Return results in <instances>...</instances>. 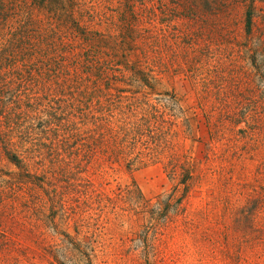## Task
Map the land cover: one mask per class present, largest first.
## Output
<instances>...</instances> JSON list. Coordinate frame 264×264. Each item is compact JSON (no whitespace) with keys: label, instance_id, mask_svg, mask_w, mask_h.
Instances as JSON below:
<instances>
[{"label":"rangeland","instance_id":"rangeland-1","mask_svg":"<svg viewBox=\"0 0 264 264\" xmlns=\"http://www.w3.org/2000/svg\"><path fill=\"white\" fill-rule=\"evenodd\" d=\"M200 1L3 0L9 10L4 43L19 55L28 50L51 59L43 83L53 92L45 102L56 119L69 122L68 130L93 128L98 110L122 121L176 102L183 118L163 125L172 127L176 149L194 158L197 140H206L220 157L212 153L210 176L191 192L186 216L162 231L127 195L139 191L153 199L173 189L166 159L149 154L151 143L138 144L133 158L143 155L133 164L104 156L84 162L80 176L96 194L86 201L71 193L66 213L58 199L51 207L45 192L20 183L0 206V264H264V215L247 212L264 194V118L248 137L226 132L219 142L198 109L203 82L211 80V52L243 36L245 10L222 33L206 21ZM0 167L9 176L20 173L6 161Z\"/></svg>","mask_w":264,"mask_h":264},{"label":"trees","instance_id":"trees-1","mask_svg":"<svg viewBox=\"0 0 264 264\" xmlns=\"http://www.w3.org/2000/svg\"><path fill=\"white\" fill-rule=\"evenodd\" d=\"M200 4L207 15L206 21L222 33H228L229 28L238 24V12L245 10L243 36L235 34L229 49L221 45L211 52V80L203 82V99L198 108L210 136L216 134L221 142L226 132H232L244 139L250 135L248 129L264 118L261 94L264 90V0H201ZM8 13L6 4L0 0V166L6 161L20 173L9 176L0 167V206L8 193L15 195L18 185L25 182L45 192L51 207L58 199L62 212L66 213L70 209L68 195L71 193L81 199L85 197L86 201L96 194L91 181L80 176L85 173L84 162L88 164L94 157L104 156L106 162L129 159V164H133L143 155L138 152L133 158L138 144L151 143L154 148L147 147L151 150L149 154L158 152L166 159L165 171L173 189L153 199H146L139 191L137 194L128 190L127 195L138 213L154 220L152 227L156 230H166L177 219L185 217L191 192L201 188L210 176L212 153L220 157L211 148L210 141L197 140L194 158L176 149L172 127L163 126L174 125L171 118H183L184 112L181 108L176 110V102L162 108L148 106L143 118L131 114L122 121L112 115L107 118L104 110H98L101 116L95 119L93 128L68 130L69 122L56 119L52 104L45 102L53 92L51 86L43 83L51 59L39 55L43 58L38 60L39 56L28 50L20 51L19 55L16 46L5 45ZM186 122L190 129L189 121ZM242 124L246 129H238ZM236 143L230 139L227 145L234 148ZM64 152L73 158L66 159ZM41 199L48 205L45 197ZM247 212L252 216L257 212L264 215V194L254 200Z\"/></svg>","mask_w":264,"mask_h":264}]
</instances>
